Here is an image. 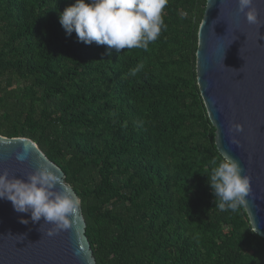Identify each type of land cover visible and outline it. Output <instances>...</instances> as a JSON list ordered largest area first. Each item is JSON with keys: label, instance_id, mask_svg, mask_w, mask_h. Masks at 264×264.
Returning a JSON list of instances; mask_svg holds the SVG:
<instances>
[{"label": "trees", "instance_id": "16d2710c", "mask_svg": "<svg viewBox=\"0 0 264 264\" xmlns=\"http://www.w3.org/2000/svg\"><path fill=\"white\" fill-rule=\"evenodd\" d=\"M74 3L0 0V135L63 172L95 264H264L244 209L220 211L208 183L222 157L195 79L205 0H168L147 50L111 54L66 35Z\"/></svg>", "mask_w": 264, "mask_h": 264}, {"label": "water", "instance_id": "95a60500", "mask_svg": "<svg viewBox=\"0 0 264 264\" xmlns=\"http://www.w3.org/2000/svg\"><path fill=\"white\" fill-rule=\"evenodd\" d=\"M254 6L259 23L250 24L238 11V0H205L196 34L195 79L216 151L238 161L241 174L250 177L243 209L250 228L254 222L252 232L264 239V0H254ZM25 146L27 157L19 161ZM45 160L64 180L31 140L0 135V173L7 170L10 177L27 180ZM21 217L29 223H21ZM50 227L43 218L32 223L30 213H17L10 201L0 199V264H95L81 211L69 229L48 236Z\"/></svg>", "mask_w": 264, "mask_h": 264}, {"label": "clouds", "instance_id": "9594fccd", "mask_svg": "<svg viewBox=\"0 0 264 264\" xmlns=\"http://www.w3.org/2000/svg\"><path fill=\"white\" fill-rule=\"evenodd\" d=\"M167 3L168 0H75L58 12V17L67 36L75 32L80 42L106 45L109 54L113 49L117 53L122 49L147 50L166 28L163 10ZM238 11L245 14L250 24L259 23L254 0H238ZM142 68L143 64H138L130 75L135 76ZM235 130L240 131L241 126L236 125ZM232 142L238 143L235 139ZM27 154L25 146L16 158L23 161ZM213 165L207 177L215 206L222 212H237L246 207V197L251 192L250 177L241 174L239 162L223 154ZM51 169L52 165L45 160L28 174L27 180L10 177L7 170L0 173V199L10 201L17 213H30L32 223L43 218L44 223L51 225L48 236L69 229L81 206L79 196ZM20 222L28 224L29 220L21 217ZM251 224L250 230L256 232L253 220Z\"/></svg>", "mask_w": 264, "mask_h": 264}]
</instances>
